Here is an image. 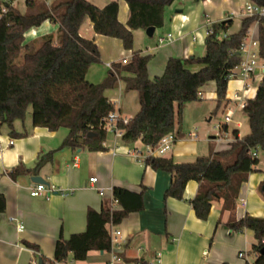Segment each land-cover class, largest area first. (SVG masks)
<instances>
[{
    "label": "trees",
    "instance_id": "obj_1",
    "mask_svg": "<svg viewBox=\"0 0 264 264\" xmlns=\"http://www.w3.org/2000/svg\"><path fill=\"white\" fill-rule=\"evenodd\" d=\"M119 1L110 0L101 8L89 0H60L50 6L44 0H28L25 11L0 1V8L3 4L8 6L7 12L0 17V134L5 125L13 137L20 136L15 132V122L24 121L31 109L33 126L53 132L67 130L60 149L105 150L107 133L102 125L116 110L105 91L122 81L127 90L138 92L140 110L128 124L119 123L123 130L121 140L126 143L140 140L145 145L157 147L167 135L179 134L184 108L188 103L201 100L198 93L203 86L216 83L215 114L229 103V75L242 63L241 47L256 25L257 54L264 60V16L253 15L244 17L240 30L226 37L221 34L226 33L232 20L212 24L205 40L204 56L170 57L161 76L151 78L148 71L151 56L134 51L127 64H113L103 82L92 83L87 73L102 59L95 41L80 34L86 18L93 23L96 34L117 38L130 51L134 49V31L162 28L165 10L175 2L125 0L129 5V19L123 24L119 20ZM249 2L264 8V0ZM46 21L59 26L57 40L53 34H47L26 42V33ZM194 65L202 68L193 71ZM244 111L250 132L229 143L227 149L199 156L188 163H176L167 157H148L145 163L171 175L166 198L182 200L188 183H199L198 192L191 201L198 219L207 220L214 202L222 201V212L230 213L227 225L234 231L248 230L254 234L257 242L252 248L256 254L253 264H264V218L236 217L241 186L256 170L259 152L264 151V77L256 96L246 101ZM221 126L222 132H226V124L221 123ZM90 132L96 135L88 136ZM53 154L54 151H50L41 155L33 169L17 167L12 175L37 173L52 160ZM113 194L114 201L123 209L110 207L101 212L89 209L86 231L69 238L61 235L53 259H47L40 254L38 246L26 242L35 252V259L43 260V264H65L71 255L77 261H84L90 251H110V226L120 224L130 213L144 208L143 193L115 188ZM6 207V198L0 194V214Z\"/></svg>",
    "mask_w": 264,
    "mask_h": 264
},
{
    "label": "crops",
    "instance_id": "obj_2",
    "mask_svg": "<svg viewBox=\"0 0 264 264\" xmlns=\"http://www.w3.org/2000/svg\"><path fill=\"white\" fill-rule=\"evenodd\" d=\"M89 1L101 8L110 2ZM244 1L250 3L249 0H205L199 3L175 0L165 10L164 26L156 29L153 37H149L145 30L134 31V49L130 51L123 47L119 39L96 34L93 23L86 18L80 34L95 41L102 59L101 65L90 67L88 81L95 84L103 82L113 64H123V59L130 61L134 51L151 56L148 65L151 78L163 75L170 57L204 56L205 40L212 24L226 20H232V23L241 20L242 24L247 12L242 10L239 15L238 9L243 7ZM119 6V20L127 24L129 5L120 0ZM58 27L46 21L26 33V42L47 34H53L57 40ZM240 28L241 25L229 33H222L221 37L237 33ZM250 32L257 36V25ZM169 33L174 34L175 40L158 45V38ZM140 38L144 39V48L140 46ZM263 67L264 60L258 59L257 71L250 80L237 77L229 82V103L222 112L231 111L233 116L226 123V139L222 143L216 141L220 130L211 133L209 128L202 126V121L195 120V129L203 127L204 135L200 136L199 132L186 129L181 124L172 150L163 157L172 158L176 163L193 162L199 156L227 149L229 143L247 135L250 131L246 132V123L249 120L244 107L248 99L256 96L264 77ZM201 68V65H194L192 70ZM201 91L202 100L216 101L215 82L203 86ZM231 94L232 100L229 99ZM105 96L122 117L132 119L140 110L138 92L127 90L122 81L115 88L106 90ZM236 96L241 99H236ZM212 119L213 116L209 121ZM15 132L20 136L13 137L11 130L4 125L0 134V194H4L7 202L5 212L0 214V264H33L35 252L26 242L38 246L40 254L47 259H53L56 242L61 235L69 238L86 231L89 209L98 212L110 207L113 210L123 209L114 201L115 188L143 193L144 197L141 211L132 212L120 224L110 226V229L122 232L120 243L124 264L156 262L158 257L161 260L158 264H253L255 261L256 254L252 248L257 241L253 232L232 230L227 225L230 213L222 212V201L214 202L207 220L195 216L191 201L198 192V182L188 183L182 200L165 197L171 175L146 165V149L139 145L140 140L126 143L121 138L107 135L106 149L102 151L70 147L60 149L67 130L53 132L33 126L31 109L24 121L15 122ZM11 141H14L12 145ZM137 149L143 153L139 160L132 156ZM50 151H54L52 160L37 173L12 175L19 166L33 169L38 158ZM258 156L260 162L256 170L241 186L237 219L246 215L264 218V161L260 152ZM36 176L43 177L47 186H55L67 194L32 197L30 188L38 183L33 179ZM92 177H97L95 184L90 181ZM20 222L25 225L23 231L17 229ZM206 250L207 254L204 253ZM243 251L247 255L246 260L238 257ZM110 258V251H90L86 260L77 261L71 255L65 264H108Z\"/></svg>",
    "mask_w": 264,
    "mask_h": 264
},
{
    "label": "built area",
    "instance_id": "obj_3",
    "mask_svg": "<svg viewBox=\"0 0 264 264\" xmlns=\"http://www.w3.org/2000/svg\"><path fill=\"white\" fill-rule=\"evenodd\" d=\"M3 1V3H8L10 6H15L17 3L20 2V0H0ZM7 7L5 4L0 8V17L7 12ZM253 15H260L264 16V8H260L252 3L247 4V13L246 16H253ZM211 30L208 31V35L210 34ZM226 37V35H224ZM175 40V36L173 33H169L164 36H160L158 38V45H164L171 43ZM243 52V61L242 63L237 66L229 75L231 79H235L237 77H240L244 79L245 81H248L252 78V76L257 71V61L259 59L258 57V39L257 36H254L251 32L249 33V36L245 39V42L243 43L242 47ZM123 64H127L129 61L127 59L122 60ZM264 68V67H263ZM198 96L200 99H203V93L200 90L198 93ZM236 99H241L240 97L236 96ZM232 112L229 111L225 114L224 122L223 123H229L232 119ZM130 118L122 117L116 110L111 112L105 119L102 125V128L106 131L107 135H113L116 138H121L123 135V130L119 128V123L123 122L125 125L130 122ZM219 128V134L216 137V141L218 143H222L226 139V132H222V126L221 124L218 125ZM177 140V137L175 134H169L166 137L162 139V141L159 143L157 147H151L149 145H145L146 149V158L148 157H163L167 152L171 151L173 148V145L175 144ZM14 141L10 142V145H12ZM143 153L141 150H135L132 153V156L134 159L139 160L140 156H142ZM91 183L95 184L97 182V177H92L90 179ZM54 193H60L62 195H66L67 193L62 191L61 189H58L55 186H47L45 183H37L33 187L30 188V195L32 197H43V196H50ZM101 194L103 192L101 191ZM114 226V225H112ZM18 231H23L25 229V225L23 223L17 224ZM111 234V258L108 264H124L123 257H122V248H121V237L122 232L119 229L112 228L110 229ZM207 250L204 252L207 254ZM238 257L240 259L246 260L247 255L246 253L240 252L238 254ZM161 263V260L157 259L156 262H148V263H138V264H158ZM33 264H38V261L35 259L33 261Z\"/></svg>",
    "mask_w": 264,
    "mask_h": 264
},
{
    "label": "rangeland",
    "instance_id": "obj_4",
    "mask_svg": "<svg viewBox=\"0 0 264 264\" xmlns=\"http://www.w3.org/2000/svg\"><path fill=\"white\" fill-rule=\"evenodd\" d=\"M44 1L47 3V5L50 6L53 3H56V2H58L60 0H58V1L57 0H44ZM242 3H243V7H239V9H238L239 15H241L242 10L247 12V4L248 3L245 2V1L242 2ZM39 4H42V1H39ZM16 6L21 11H25V8L27 6V2H26V0H20V2L17 3ZM241 19H242V17H241ZM240 25H241V20H240V22H239V20L238 21H234V23H232L229 26V28L226 31V33H229L231 29L234 30L235 27H239ZM139 42H140L141 48H144L145 47L144 39L140 38ZM97 65H101V63H97ZM231 80H233V79H231ZM231 95L232 96L229 97L230 100L233 99V94H231ZM215 105H216V101L207 100V99H205V100L201 99L200 101L188 103L185 106L184 111H183L182 124H184L186 126V129L190 128V130L195 131V132H199L200 136H202V135H204L203 127H198V128L195 129V127L193 125L195 120H200V121L203 122L202 126H205V127L209 128L211 130V133H216L217 131H219L218 124L220 125L221 123L224 122L225 113L222 112V109H223L222 108L215 114L213 112L215 107H216ZM211 116H213V119L209 121V118ZM246 127H248L246 132H249L250 131L249 122L246 123ZM64 130H66V129H64ZM210 135L212 136L213 134H210ZM139 145L141 147H143V149H145V145H144V143L142 141L139 142ZM260 157L264 161V151H260Z\"/></svg>",
    "mask_w": 264,
    "mask_h": 264
},
{
    "label": "water",
    "instance_id": "obj_5",
    "mask_svg": "<svg viewBox=\"0 0 264 264\" xmlns=\"http://www.w3.org/2000/svg\"><path fill=\"white\" fill-rule=\"evenodd\" d=\"M155 30H156L155 27H149V28L146 30V33H147V35H148L149 37H153L154 34H155ZM93 135H96V134L93 133V132H90V133L88 134V136H93ZM33 179H34L35 181H37L38 183H46L45 179H44L43 177H40V176L33 177ZM262 252H264V250H263ZM38 264H43V260L40 259L39 262H38Z\"/></svg>",
    "mask_w": 264,
    "mask_h": 264
}]
</instances>
